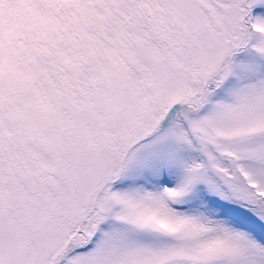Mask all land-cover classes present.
Listing matches in <instances>:
<instances>
[{"label":"snow or ice","instance_id":"6c2138e0","mask_svg":"<svg viewBox=\"0 0 264 264\" xmlns=\"http://www.w3.org/2000/svg\"><path fill=\"white\" fill-rule=\"evenodd\" d=\"M0 264H264V0H0Z\"/></svg>","mask_w":264,"mask_h":264}]
</instances>
